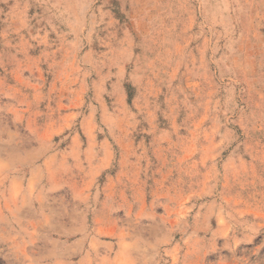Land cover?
<instances>
[{
	"label": "rangeland",
	"instance_id": "1",
	"mask_svg": "<svg viewBox=\"0 0 264 264\" xmlns=\"http://www.w3.org/2000/svg\"><path fill=\"white\" fill-rule=\"evenodd\" d=\"M0 264H264V0H0Z\"/></svg>",
	"mask_w": 264,
	"mask_h": 264
}]
</instances>
